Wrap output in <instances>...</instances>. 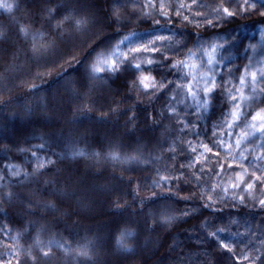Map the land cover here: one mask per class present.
I'll list each match as a JSON object with an SVG mask.
<instances>
[{"label":"trees","instance_id":"16d2710c","mask_svg":"<svg viewBox=\"0 0 264 264\" xmlns=\"http://www.w3.org/2000/svg\"><path fill=\"white\" fill-rule=\"evenodd\" d=\"M78 1L87 5L80 7ZM111 4L22 0L24 35L11 30L0 14V75L15 61L18 48L22 65L0 85V146L11 155L9 148L34 139L51 153L50 163L32 174L31 187L15 194L20 203L4 207L27 233L33 223L44 225L68 245L64 253L47 258L31 252L25 262L98 264L102 255L106 264H252L245 257L264 254V209L207 203L187 154L188 133L179 116L161 105L169 86L159 89V71L128 68L109 79L91 76L94 54L117 32ZM57 5L51 15L45 13ZM69 13L71 21L64 19ZM76 20L85 23L77 29ZM145 28L156 29L149 23ZM176 29L183 47L173 54L160 52L158 58L159 67L175 71L173 76L184 68L172 64H187L185 54L200 37L184 24ZM141 76H149L146 82L154 81L157 89L146 92ZM32 134L39 137L29 138ZM161 134L166 139L159 155L162 172L155 179L148 156ZM77 150L83 155H75ZM125 228L133 234L120 247L116 240ZM74 250L81 255L75 257ZM14 260L0 254V264Z\"/></svg>","mask_w":264,"mask_h":264},{"label":"rangeland","instance_id":"374dc122","mask_svg":"<svg viewBox=\"0 0 264 264\" xmlns=\"http://www.w3.org/2000/svg\"><path fill=\"white\" fill-rule=\"evenodd\" d=\"M111 1L110 17L117 32L94 54L89 67L91 76L93 77L91 72L93 63L98 61V54L106 49L108 52L116 51L121 56L128 55L130 65L137 63L147 65L149 54H142L132 59L131 49L155 43L159 53L173 54L184 45L183 37L177 33L176 27L184 24L195 29L200 37L189 49L195 55L188 56L189 51L185 54L187 64L195 65V70L184 68L173 76L175 71L168 72L165 68L159 67L160 55L156 56L153 53L151 55L155 57L156 62L149 71L141 70V72L155 73L154 70H158L164 82L167 84L171 82L160 102L169 113L179 116L183 129L188 133L187 154L202 183L207 203L258 207L259 200L264 199V182L251 189L247 188V183L252 182L253 175L264 176V160L258 159L264 156V148L260 146L264 144V137L250 127L253 123L252 116L264 110V92L260 91L264 88V79H261L264 76V16L260 15L264 9L257 7L252 14L238 13L234 17H222L217 14L216 9L228 6L226 0H195V3L193 0H151V4L149 0ZM229 2L232 4L230 10H234L235 4L242 3V0H229ZM162 3L165 5L163 11L168 13L167 19L159 15ZM77 4L84 7L87 2L78 1ZM181 4L184 5L183 8H179ZM3 5H11V7ZM48 9L45 13L50 15ZM22 11V0H0V14L4 16L11 30L13 27L19 35H24L21 31L25 21ZM85 13L86 11L83 14ZM117 20L118 23L114 22ZM209 21L213 23L209 24ZM148 23L153 24L156 29L145 28ZM125 37L128 39L125 40ZM120 41L124 42L120 44ZM118 44L119 48H116ZM20 54L18 48L13 55L15 61L13 59L0 75V85L21 69V63L20 66L18 65ZM181 55H184V52ZM209 57L213 60L212 64L208 63ZM105 58L107 57H99V60ZM128 68L133 73L137 72L130 66ZM253 73L257 74L254 85L251 80ZM114 74L116 73L103 71L95 74V77L109 79ZM209 76L215 77V91L207 106H203L202 103L198 106L197 100L188 95L189 81L193 92H198L202 97V89ZM241 77L245 79L243 85L240 82ZM178 85L182 87H177ZM172 89L176 91L169 94ZM237 89L241 91L238 92ZM68 92L66 91L67 95L70 93ZM241 92L244 96L243 100L240 99ZM232 96L237 98L240 108L237 109L231 103ZM61 99L66 100L62 97ZM234 110L239 114L238 119L231 115ZM244 132L250 133L247 139H241V134ZM32 137L39 136L34 134L29 136ZM238 139L241 140L239 146L236 143ZM31 140L29 144L23 143L19 147L9 148L11 155L0 146V242H6L3 245L0 243V254L13 255L15 258L13 264H28L25 261L31 252L39 255L47 253L45 255L47 258L50 254L64 253L68 248L67 241L51 233L47 226L33 223L27 233L26 226H17L12 215L4 207L7 203L19 204L15 194L31 187L33 175L51 161L50 149L46 144L29 139ZM164 140H166L165 136L161 134L153 143L148 156L149 161L154 164L152 174L155 179L160 178L162 172L159 155ZM38 145L45 146H43L44 152L36 153ZM33 152L36 156H33ZM41 164L43 167H40ZM258 168L259 171L256 170ZM242 197L243 202H241ZM12 199L14 201L9 202ZM34 203L35 207L42 208L38 202L34 201ZM73 254L77 257L81 252L74 250ZM98 257H100L98 264H106L105 257L102 255Z\"/></svg>","mask_w":264,"mask_h":264},{"label":"snow or ice","instance_id":"6c2138e0","mask_svg":"<svg viewBox=\"0 0 264 264\" xmlns=\"http://www.w3.org/2000/svg\"><path fill=\"white\" fill-rule=\"evenodd\" d=\"M49 3H51V0H48ZM226 2L228 3V6L226 7H222V8H217V14L218 15H222V17H234L235 15H237L238 13H247V14H252L257 10V7H259L260 9H264V0H242V3H236L235 4V8L234 10H230L232 9V4L229 2V0H226ZM149 3L151 4V0H149ZM193 3H195V0H193ZM4 7H11V5H3ZM154 7V6H153ZM165 5L162 3L160 5L161 11L159 13V15L165 17L166 19L168 18V13L164 12ZM184 5L181 4L179 6V8H183ZM59 8V5L56 6V8L53 9H48L49 14L51 15L53 12H55L57 9ZM67 11V10H66ZM179 11V9L177 10ZM261 16H264V11L260 12ZM65 20L71 21L73 19L72 14L69 13V15L64 17ZM185 19H187V17H185ZM114 22H119L114 21ZM83 23H85V21L83 20H76L75 21V25L77 27V29L79 28L80 25H82ZM156 23H159V21H156ZM209 24H212L213 21H209ZM60 25H57V28H59ZM21 31L24 32L26 31V29L21 28ZM125 40L128 39V37L124 38ZM124 41H120V44H122ZM116 48H119V44L116 45ZM34 53L36 52V49L34 48ZM131 53H132V59H136L137 57H139L142 54H149L150 58L147 60V65H143L141 63H137L134 65H130L129 64V57L128 55H123L121 56L118 52L116 51H111L108 52V50L106 49L105 51L101 52L98 54V61L94 62L92 65V69L91 72L93 74V77L95 78V74L97 73H101L103 71H108L111 73H119L122 71H126L127 68L130 66L132 68H134L136 71H149L151 69V66L156 62L155 57L152 56L151 54H155L156 56L161 55L156 47V44L153 43L150 46H144L141 45L140 47H136L131 49ZM188 56H194L195 54L191 52V50H189V52L187 53ZM99 57H107L105 59H103L102 61L99 60ZM164 61H167V57L163 58ZM208 63L212 64L213 60L211 57L208 58ZM99 64V66H98ZM172 68L176 69V68H191L193 70H195L196 66L195 65H189L184 63L183 61H177L176 63L172 64ZM261 79H264V76L261 77ZM150 77L149 76H141L139 83L143 86L144 90L147 92L148 90H153L155 91L157 89V84L153 81V83L149 84L146 81H149ZM251 80L253 85L256 83L257 81V74L253 73L251 76ZM241 85H243L245 83V79L244 77H241ZM135 86V83L134 85ZM167 86L170 85H165L163 78L161 79V81L159 82V89L161 91H163ZM177 87H182L181 85H178ZM216 88V83H215V77L213 76H209L207 77V79L205 80L202 92L203 95L202 97L199 96V93L193 92V88L191 85V81H189L188 84V88H187V92L188 95L194 99L197 100V104L198 106H201V103L203 106H207L210 102V97L212 96V93L215 91ZM237 91H241L240 89H237ZM253 91L255 92V89H253ZM261 92H264V88L260 89ZM229 95H231V93H229ZM240 99L243 100L244 96L243 93L241 92L240 95ZM231 103L238 109L241 107V105L237 102V98L235 96H232L231 98ZM231 115L235 118L238 119V112L237 111H233L231 113ZM134 119V117H133ZM252 121L253 123L250 125V127L255 130L258 131L260 133V136L264 137V110H261L260 112H257L255 115L252 116ZM234 123V121H233ZM258 125V127H257ZM232 125L230 124L229 127H231ZM248 135H250V133L248 132H244L241 134V139H247ZM237 146L240 145L241 140L238 139L237 140ZM262 148H264V144L260 145ZM75 155H83L82 152L80 151H75L74 152ZM98 155V154H97ZM112 156L113 159L117 158V154L116 153H111L110 154ZM33 156H36V153L33 152ZM258 159L260 160H264V156L258 157ZM40 167H43V164L40 165ZM257 171H259L260 169H256ZM162 180L164 179L163 177L161 178ZM264 182V176H255L253 175L252 177V182L247 183V188L251 189L254 186H259V183ZM233 187H240V185H233ZM243 197L241 198V202H243ZM259 207L261 209H264V199H260L259 200ZM165 221H167L169 219V217L165 216L164 217ZM217 232L221 231V229H217ZM133 232L127 228L122 229L120 231V235L117 237L116 243L118 246L120 247H125L126 245L124 244V237L128 236V235H132ZM214 233H210V235H212ZM221 248H224L225 245L222 243L220 245ZM230 250V249H229ZM45 255H47V253H45ZM245 259H248L250 261H252V264H255L256 260L260 261V264H264V254H262L261 256L258 257H245Z\"/></svg>","mask_w":264,"mask_h":264},{"label":"bare ground","instance_id":"6f19581e","mask_svg":"<svg viewBox=\"0 0 264 264\" xmlns=\"http://www.w3.org/2000/svg\"><path fill=\"white\" fill-rule=\"evenodd\" d=\"M44 147L43 146H39V147H36V153H42L44 152Z\"/></svg>","mask_w":264,"mask_h":264}]
</instances>
